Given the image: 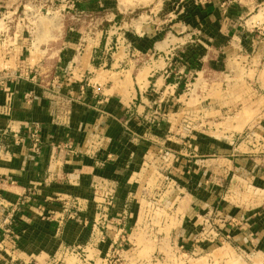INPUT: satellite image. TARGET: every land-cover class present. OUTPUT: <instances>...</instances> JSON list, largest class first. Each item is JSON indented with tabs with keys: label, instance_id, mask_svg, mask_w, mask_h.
I'll use <instances>...</instances> for the list:
<instances>
[{
	"label": "crops",
	"instance_id": "1",
	"mask_svg": "<svg viewBox=\"0 0 264 264\" xmlns=\"http://www.w3.org/2000/svg\"><path fill=\"white\" fill-rule=\"evenodd\" d=\"M108 4L0 0V264H264V121L227 124L264 98V0Z\"/></svg>",
	"mask_w": 264,
	"mask_h": 264
},
{
	"label": "rangeland",
	"instance_id": "2",
	"mask_svg": "<svg viewBox=\"0 0 264 264\" xmlns=\"http://www.w3.org/2000/svg\"><path fill=\"white\" fill-rule=\"evenodd\" d=\"M109 3L108 6L110 8H121L123 10L125 9H134L137 7H143L146 6L147 9H150L153 4V0H107ZM152 5V6H151ZM140 11V10H139ZM59 23L58 18L56 15H47L45 14L43 17L40 18V24L42 27H50V26H56ZM255 72L252 71L250 73V77H255ZM264 75V74H263ZM264 80V76L262 77ZM233 85V84H232ZM234 89L238 91V93L241 91V85L236 87L233 86ZM239 107L237 109V112L235 113V116L231 119L227 120V124L229 127H234V131L237 132H243L244 127L246 125L255 124L256 122L264 121V113H260L262 109H264V98L262 95L255 96V97H248L246 99H239L238 101ZM196 103L195 100L191 98L189 105H194ZM257 134H263L264 130H259ZM208 151V150H207ZM204 153H207L206 151H203ZM154 197V196H153ZM159 200V198H151L149 203V216L148 218H153L156 221H159L160 219H163L165 217H168V212L166 210H163L162 207H160L158 204H156ZM149 202V201H148ZM158 230V228H155V230ZM156 232V231H155ZM140 250H141V260L145 264H211L208 259L201 258L197 256H192L189 254V252L185 249H180L178 244L170 243L169 241H140L138 243ZM180 253H179V252ZM177 252V253H176ZM186 253V254H185ZM180 255H184L185 263H183L184 258L181 259V262L179 261ZM62 263L64 264H81L79 259H76L74 256H68L65 258L60 259ZM262 262H256V264H261ZM218 264V263H216ZM227 264H243L234 259L233 261L228 262Z\"/></svg>",
	"mask_w": 264,
	"mask_h": 264
},
{
	"label": "built area",
	"instance_id": "3",
	"mask_svg": "<svg viewBox=\"0 0 264 264\" xmlns=\"http://www.w3.org/2000/svg\"><path fill=\"white\" fill-rule=\"evenodd\" d=\"M104 199H105V202L102 203V204H100V205L103 206V207H101V213H103V216L106 217V216H107V213H108L107 208H108L109 206H111L112 201H113V193H111V192L107 193V195L104 197ZM105 208H106V209H105ZM3 223L6 225L7 232H8L9 234H13V232H12V230H11V226H12V224H13V223H12V217L7 216V217L4 219ZM70 253H71L72 255H75V257H79V258H80L81 254H82L83 252H82V251L72 250V251H70ZM15 264H19V263H15Z\"/></svg>",
	"mask_w": 264,
	"mask_h": 264
}]
</instances>
